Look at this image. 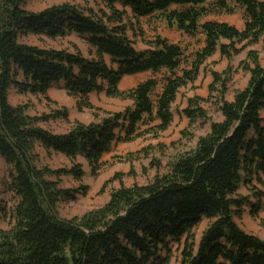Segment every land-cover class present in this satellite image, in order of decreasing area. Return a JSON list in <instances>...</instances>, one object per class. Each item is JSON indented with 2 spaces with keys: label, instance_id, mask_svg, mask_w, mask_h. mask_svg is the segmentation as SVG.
Returning <instances> with one entry per match:
<instances>
[{
  "label": "trees",
  "instance_id": "16d2710c",
  "mask_svg": "<svg viewBox=\"0 0 264 264\" xmlns=\"http://www.w3.org/2000/svg\"><path fill=\"white\" fill-rule=\"evenodd\" d=\"M94 1L96 9L65 3L33 13L25 9L27 0H0V160L7 168L4 187L16 199L11 229H0V264H169L172 245L183 239L179 264H264V239L237 222L245 207L254 218L264 211V66L254 51L245 66L248 85L231 102L227 80L215 74L223 120L174 158L166 173L146 185L121 186L82 217H59L60 202L87 195L85 186L61 187L64 177L83 181L78 157L96 174L115 144L157 138L173 122L178 94L197 81L209 59H230L264 38V0H217L221 11H233L231 2L243 10L242 30L204 21L207 0ZM129 14L135 20L161 15L169 27L200 38L202 47L186 56L179 44L157 35L144 39L147 48L139 50L128 33ZM71 34L85 40L88 56L21 42ZM143 74L152 76L120 90L124 78ZM61 84L80 108L96 110L89 98L101 93L132 105L57 134L41 124L67 121V110L32 116L9 99L12 88L48 98ZM183 114L191 124L207 121L199 98L190 99ZM39 150L47 157L63 155L73 166H40ZM241 186L248 196H239ZM204 219L208 226L196 242L194 231Z\"/></svg>",
  "mask_w": 264,
  "mask_h": 264
},
{
  "label": "rangeland",
  "instance_id": "374dc122",
  "mask_svg": "<svg viewBox=\"0 0 264 264\" xmlns=\"http://www.w3.org/2000/svg\"><path fill=\"white\" fill-rule=\"evenodd\" d=\"M65 3L72 4L80 9L97 8L94 0H27L25 9L29 12L39 13L46 8ZM230 6L233 7V11H221L217 7V0H207L208 14L204 21L226 22L242 30L244 28L243 10L232 2ZM129 20L133 25V30L128 33L139 50L147 48L144 39L150 40L157 35L179 44L185 50L186 56H191L193 52L202 47L200 38H191L176 27H169L165 18L161 15L135 20L129 14ZM141 33H143V36H140ZM21 42L45 49H66L70 52L79 49L86 56L89 55L90 51L85 40L76 34L57 40L29 36L22 38ZM252 51L258 54L260 63L264 66V38L259 44L247 47L239 55H235L230 59L222 57L220 54H216L209 59L202 67L197 81L183 88L178 94L176 102L172 106L173 122L168 130L159 134L157 138L153 135H147L134 142L115 144L111 152L103 157L101 168L96 174L92 173L86 159L78 157L76 162L82 165L85 172L83 181L77 182L72 177H64L62 178L61 187L76 190L80 186H85L87 187V195L80 196L75 202H60L58 204L59 217L62 219L82 217L87 212L104 206L108 202L111 192L121 186L146 185L152 182L156 175L166 173L169 163L174 158L192 150L197 145L199 138L209 133L213 122L223 120L219 104L220 86L216 84L215 74L220 76L221 79L227 80L228 92L225 98L231 102L235 94L248 85L250 73L245 70V66L248 63V54ZM151 76V74H143L126 77L119 88L122 91L130 90ZM63 87L64 85L61 84L50 90L48 98L20 95L12 88L9 99L13 106H26L28 114L32 116L67 110L69 112L67 121L57 119L41 124L44 128L57 134L70 131L75 123L90 124L97 122L95 115L104 117L109 113L121 112L132 105L129 100L115 99L101 93L93 94L89 98L96 110L80 108L79 102L69 96ZM194 98L200 99V106L207 113L206 122L198 120L196 124H191L190 120L183 114V111L189 106V100ZM144 149H147L148 156H146L147 152H142ZM39 153L41 155L40 166H49L52 169L71 168L73 166V162L63 155L53 154L51 157H47L42 150H39ZM155 162L160 164V168L157 169L153 166ZM6 170V165L0 160V229L8 231L14 222L12 211L16 205V199L4 187ZM249 194L248 188L241 186L239 196L243 197ZM245 209L242 219H237L238 224L246 232L264 239V211L254 218L250 214L249 208L245 207ZM207 226L208 220L204 219L194 231L196 242H199ZM183 244L184 239L180 244L174 243L172 245L169 264L180 263Z\"/></svg>",
  "mask_w": 264,
  "mask_h": 264
}]
</instances>
